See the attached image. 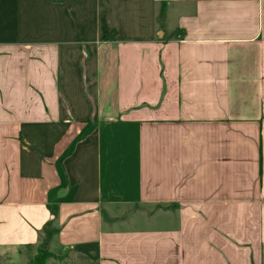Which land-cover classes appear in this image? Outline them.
Masks as SVG:
<instances>
[{"label":"crops","instance_id":"crops-1","mask_svg":"<svg viewBox=\"0 0 264 264\" xmlns=\"http://www.w3.org/2000/svg\"><path fill=\"white\" fill-rule=\"evenodd\" d=\"M264 264V0H0V264Z\"/></svg>","mask_w":264,"mask_h":264},{"label":"trees","instance_id":"trees-1","mask_svg":"<svg viewBox=\"0 0 264 264\" xmlns=\"http://www.w3.org/2000/svg\"><path fill=\"white\" fill-rule=\"evenodd\" d=\"M46 258H47V254L42 253L40 257H38L32 264H45Z\"/></svg>","mask_w":264,"mask_h":264}]
</instances>
